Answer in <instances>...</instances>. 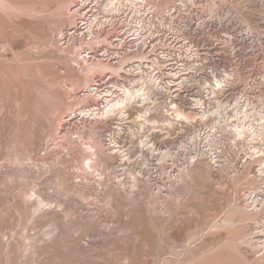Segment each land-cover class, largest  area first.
<instances>
[{
  "label": "rangeland",
  "instance_id": "374dc122",
  "mask_svg": "<svg viewBox=\"0 0 264 264\" xmlns=\"http://www.w3.org/2000/svg\"><path fill=\"white\" fill-rule=\"evenodd\" d=\"M10 1L23 6L32 4L37 6L40 11L38 14V31L33 32L19 25L22 19L24 20L25 18V21L28 20L24 17L27 15L21 14L23 18L21 15L13 17L10 15L3 16V14L9 12L10 8L0 6V96L13 97L18 91L19 94L24 95L21 98L25 102L28 112L35 111V103L38 101V96H42V99L45 100H43L45 108L40 111L43 117L41 123L39 125L30 123L29 125L30 128L34 127L39 132V146L38 150L32 153L33 159L26 158L23 162H9L6 160L7 155H9L8 150L5 148L3 151H0V181L6 179L10 183V187L6 191H0V197L8 195L13 198L16 197L15 199L17 200H22L24 198V195L22 196V186H27L28 182L32 179L38 182V166L43 162L41 156L44 153H48L51 149L53 144H50V136L52 134L54 136L57 135L55 133L57 131L55 129L57 124L60 125L59 131L61 133L59 135L61 136L68 131L74 132L75 126L78 125L80 127L82 125L81 123L84 122V119H81V116L77 115L78 109L81 107L86 108L85 105L96 100H93V97H87L84 102L79 104L80 99L78 97L73 98L72 96L66 99V102L69 104H61L58 110L51 108L49 100L46 99L48 97L44 95L43 91L39 92L38 87L42 90L46 86V83L49 84L51 82L50 78H57V82L61 81L62 85L65 84L66 71L70 72L69 69H66L68 62L66 59L39 61L37 68L39 78L34 77L32 79L30 67H34L36 62L31 61L33 59L28 53L30 52L29 50L31 52H38V48L43 49L44 47V49H53L56 44L55 40L59 39L58 34L60 30L71 22V16L69 13L58 14V18L56 10L57 5L60 4V0ZM219 1L223 5L233 9L245 21L256 18L259 14H264V0ZM66 2L68 3L67 7L71 9L72 0H65ZM9 16L11 18H8ZM60 16L61 19L65 20V23L57 25L56 20L58 21ZM55 23L57 27L54 26ZM251 26L253 27V25ZM18 41H23L24 44L26 43V46L19 48V50L13 49L12 44ZM59 43L60 41L58 42V46L61 45ZM33 46L34 48H32ZM71 50L73 49L71 48ZM73 65L76 66L75 63ZM84 65L86 64L82 63V66L79 68L81 75H84ZM17 73L22 75L21 86H15ZM91 78L92 76L89 77V79ZM14 88H16V92L13 90ZM63 99L62 102L65 101ZM70 103L72 104L70 105ZM67 107H71L76 113H71V115L66 114L68 113ZM9 110L10 108L3 109L0 113V118L9 114ZM61 117H64V121H60ZM92 121L86 119V124L83 127L84 133H82L83 138H79L77 134H74L72 135L73 141L69 139L62 140L63 146L60 145L58 150L51 155V158L46 160L47 167L51 169V172L47 175L44 182L45 189L43 192L52 193L54 197H58L64 202L66 201L68 203L66 210L72 209L75 211L74 217L77 216L76 221H87L93 218L96 219L97 223L94 226H87V230L75 232L74 230L61 228L60 223L63 218L61 214L57 215L56 220L58 226L53 231L56 232L58 228L60 231L62 229L64 232L63 236L65 234L71 235V245H75L73 248L80 249L76 251L78 261H73V254L70 255L71 259H66L62 254L56 257L58 255L55 254L56 260H51L50 264H264V259H261L264 255L263 240L261 244H248L247 242H243L247 240L251 232L257 230L256 227L258 225L257 215L254 216L253 214L247 213L242 205L246 198L250 203V199H248L249 193L245 191L246 187L251 190L261 183V180L255 181V176H252L254 174V168L257 167L256 161L245 164L244 171L240 173L239 177L228 180L225 175L215 176L208 162L206 160H199L203 174L202 179L198 180V186L193 188L189 187V181H187L175 189L176 192L174 191L173 195H166V197H161L156 202L154 201V205L147 203V198H144L147 190L145 188L146 193H144V183H142L141 189L144 195L143 198L136 201L138 212L136 215L134 213V216L126 212L127 209L132 207L126 201H121L117 207L116 205L110 206L107 203L109 200L107 192H115V187L117 186L118 178L116 175L118 174V168L115 167V159L112 161L114 162L111 165L112 167L110 166L107 169H116V171L112 170L109 175L110 179L106 178L107 180L105 179L104 185H100L96 181L99 178L96 172L91 173L90 170H87L81 174L83 177L85 196L83 197L80 193L77 194L71 189L73 188V184H78L77 182L79 181V178L74 175L77 165L74 157L83 152L84 145L82 142L86 140L89 129L96 127V130L100 131V139L103 140L106 147L116 145L112 142V135L113 130L118 132L119 129H116V122L118 123L119 121L107 116L97 123ZM124 121L119 122L122 124L121 127L119 126L120 130L117 139L119 142L116 141L120 147L133 152L142 146L140 134L136 136L129 134L128 126L131 123ZM142 131L143 129H141ZM152 131H155L158 135L157 137L160 139L166 138L165 140L170 141V138L173 137L172 140H176L175 144H178L179 138L175 135L177 132H180V129L172 128L169 135H166V130H160L159 128H153L150 132ZM5 136L6 134L0 133L1 139H5ZM22 139L24 140L26 138L23 137ZM59 140V138H56V141ZM25 142L21 141L19 144L23 145ZM176 146L179 147L181 145L178 144ZM193 148L194 146L192 145L188 149L191 151ZM262 149L264 148L254 144L252 152ZM114 150H117V147L110 151ZM255 155L258 156V154ZM188 157L185 156V158ZM254 160H258V158ZM237 165L240 166L239 164ZM164 168H166L165 165H160V169ZM107 169L105 172H107ZM57 170L67 178V184L70 187V192L65 193L67 195H64L62 192H56L49 187L51 181L56 179L55 174ZM248 171L250 172V176H252L250 178H247ZM114 172L116 174H113ZM22 173L27 174L28 182L22 186L15 185L17 183L14 179H17ZM11 179L14 182L10 181ZM88 201H92V203H88ZM53 216L52 214L46 215L47 218ZM5 218L7 222L3 221V225L11 224L17 225L18 227L22 226L23 229L27 228V234L29 235L36 234V236H40L49 229L46 224L38 225L24 220L17 221L9 216ZM128 227L131 228L129 231L126 230ZM258 230H261V228ZM6 231H0V247L6 240V236L3 235ZM9 234L10 232H8ZM20 235L19 232L14 233L13 237L16 239ZM15 239H12V241H15ZM63 243V240L56 241L54 246L48 248V250L57 248L58 251H63L65 249ZM14 252L23 260L31 255L23 250L22 247L19 250H14ZM3 255L5 254L0 249V259L3 258ZM125 257L128 259H125ZM25 264L34 263L28 262Z\"/></svg>",
  "mask_w": 264,
  "mask_h": 264
},
{
  "label": "built area",
  "instance_id": "2783aa9c",
  "mask_svg": "<svg viewBox=\"0 0 264 264\" xmlns=\"http://www.w3.org/2000/svg\"><path fill=\"white\" fill-rule=\"evenodd\" d=\"M70 15L60 42L88 63L118 67L93 78L89 87L99 96L86 108L101 111L122 89L139 90L149 116L172 121L145 126L149 134L159 128L169 135L175 127L179 144L196 130L202 150L213 146L210 139L221 140L217 153L230 170L234 161L253 160L254 144L264 148L251 132L235 138L217 124L221 113L232 128L241 116L255 132L263 130L264 14L252 27L219 0H75ZM172 138L161 139L178 145Z\"/></svg>",
  "mask_w": 264,
  "mask_h": 264
},
{
  "label": "bare ground",
  "instance_id": "6f19581e",
  "mask_svg": "<svg viewBox=\"0 0 264 264\" xmlns=\"http://www.w3.org/2000/svg\"><path fill=\"white\" fill-rule=\"evenodd\" d=\"M74 2L75 0H72V5ZM63 3H65V0H60V4L57 5V15L67 13H69L70 15L71 9L70 7H67L68 3ZM0 4V6L3 8H10L9 12L3 14V16L10 15L13 17L25 14L27 16L24 17H26L28 20L25 21V18L24 20L22 19L19 25L33 32L38 31V14L40 13V11L37 6H34L32 4L23 6L20 4L12 3L10 0H0ZM10 16L8 18H11ZM28 16H30V20ZM70 16L71 22L66 24L65 26L73 23L74 17L72 15ZM21 17L23 18L22 15ZM245 22L253 26L256 25L255 18L249 19ZM56 23L57 25H62V23H65V20L61 19L60 16V19L58 21L56 20ZM56 23L54 24V26L57 27ZM55 41L56 44L53 49H44V47L43 49L38 48V52H31V50H29L30 52L28 53V55H30V57L33 59L31 61L36 62V64H34L35 66L32 65L34 67H30V72L32 75L31 77L32 79L34 77L39 78L37 69L39 61H54L57 59H66L68 62L66 69H69L70 72L66 71V80L65 84H63L65 85V87H63L61 81L57 82V78H50L51 82L49 84L46 83V86H44L42 90H40V87H38V91H43L44 95L48 97L46 99L49 100L51 108L54 110H58L61 104H69L66 102V99L72 96L73 98L78 97L80 99L79 104L84 102L87 97H93V99H96L99 95L94 96L89 87L93 78L97 75L105 74L106 72H114L118 69V67L103 62L88 63L85 60L78 58L76 50L74 48H72L73 50H71V48L65 47L62 42H60L61 45L59 43L60 46H58L60 38L56 39ZM12 45L13 49L19 50V48H24L26 46V43L24 44L23 41H18ZM32 48H34V46ZM74 63L76 64L77 68L75 65H73ZM82 63L86 64L84 65V75H81L79 73V68L82 66ZM27 74L29 75V73ZM16 76L17 79L15 86H21L22 75L20 73H17ZM91 76L92 78L89 79V77ZM13 90L15 91L16 88H14ZM23 96L24 95L19 94L18 91L14 94L13 97L0 96V113L3 109L10 108V113L0 118V133L6 134L5 139L0 138V151H3V149L5 148L8 150L7 152L9 153V155H7L6 160H8L9 162H23V160L26 158L32 160V153L36 152L39 146V132L36 131L34 127L30 128L29 125L30 123L38 125L41 123L43 117L41 116L40 111L45 108L43 105L44 99H42V96H38V101L35 103V111L28 112L27 107L25 106V102H23L21 98ZM62 99L65 101L62 102ZM144 99V95L139 90L131 91L129 89H122L121 93H119L118 95H113L112 98L105 99V106L101 111L100 109L95 110L82 107L78 109L77 115H80L81 119H84V122L81 123L82 125L80 127L78 125L75 126L74 132L68 131L66 132V134H63V136H61L59 135L61 133L59 131L60 125L57 124L55 128L57 130L55 131L57 135L54 136V134H52V136H50V144L53 145L48 153H44L41 156L43 162L38 166V182L35 179H32L30 182H28L27 174L22 173L17 177V179L15 178L14 180L17 183L15 185L18 186H22L26 182H28L27 186H22V196L24 195V198L22 197V200H17L15 199L16 197L13 198L8 195L0 197V231L7 230L5 233H3V235L6 236V240L2 245L5 249L2 246L0 247V249H2V252H4L5 254L3 255V258L0 259V264H25L28 262L34 264H50V261H55L56 257H59L60 254H62V256L66 259H71L70 255L73 254V261H78V255L76 254V251L80 248H73V246L75 245H71V235L65 234L63 236L64 232L62 231V229L60 231L59 228L56 232L53 231L58 226L56 220L57 215L61 214L63 218L60 223L61 228H67L68 230H74L75 232L87 230V226H94L97 221L93 218L87 221H76L75 219H77V216L74 217L75 211H73L72 209L66 210L68 206V203L66 201L64 202L60 198L54 197L52 193H44L43 190L45 189L44 182L47 178V175L51 172V169L47 167L46 160L51 158V155L58 150L60 145L63 146L62 140L69 139L70 141H73L72 135L74 134H77L79 138H83L82 133H84L83 127L86 124V119H89L90 121L93 120L95 121V123H97L107 116L119 122L122 120H125L124 122H130L131 124L128 126V133L135 136L140 134L139 136L141 138L142 146L141 148H137L133 152L119 146V141L117 140L121 127V123L119 122H116V129H119L118 132H116V130H113L112 142L116 145L112 147H106V144L103 143L102 139H100V131L96 130V127L89 129L86 140L82 142V144L84 145L82 149L83 152L81 154L79 153L78 155H75L74 157L77 162L74 175L79 178V181L77 182L78 184H73V188L71 189L73 190V192L77 194L80 193L83 197L85 196V190L83 189V177L81 176V174L85 173L87 170H90L91 173L96 172V175H98L99 177L96 179V181L98 182V184L104 185L105 181L107 179H110L109 175L113 170L112 168V170H109L107 168L114 164V162L112 161L113 159H115V167L118 168V174L116 175L118 178L116 184L117 186L115 187V192H107L109 197L107 203L110 204V206L116 205L117 207L121 201H126L130 205H132V207L127 209L126 212L133 215L134 213L136 215V213L138 212V205L136 204V201L143 198L144 195L142 192L143 190L141 189L142 183L145 184H143L144 193H146L145 191L147 190L144 198H147L146 201L150 204H153L154 201L156 202L157 199L161 197H166V195H173L175 189H177L187 181H189V187H197L198 180L202 179L203 174L200 168L201 162L199 160H206L215 176L225 175L228 180L239 177L240 173L244 171V164L238 166V162L234 161L231 170L224 164L225 161H222V159L225 156L218 155L217 153V148L220 149L222 147L221 140L214 139L213 144V140L210 139V144H212L213 146L207 150H202L200 142L197 141L199 132H197L196 134V130L187 142H183L181 140L179 143V145L181 146L179 147L172 143L163 141L162 139L160 140L156 138V136H154L152 132L149 134V130H146L145 126H154L160 121L161 124H170L172 123V121L168 119L159 120L152 116H149L147 113L148 107H146ZM71 104L72 103H70V105ZM67 109L68 113L66 114L71 115V113H76V111L72 110L71 107H67ZM219 115H221V113H219ZM178 117L185 119L187 123L193 122V118L189 119L187 116H184L182 114H178ZM237 118L238 123H236L233 128L231 127V125H227L228 116L225 115L220 116L217 124H226L222 129L223 133H227V128H229V132L231 129H233L232 134L235 138L245 137L246 134H249L250 136L251 132L252 136H255V138L259 137V141L260 139L264 141V126L263 130H261V133H257L252 130L254 128L253 125L250 124V122H246L249 120L248 118L241 116H237ZM60 121H64V117H61ZM141 129H143L142 132ZM23 137H25L26 139L23 140ZM56 138H59L60 140L56 141ZM21 141L26 142L22 145L19 144ZM189 145L194 146L193 150L190 151V149H188L191 147ZM115 147H117V150L110 151ZM22 151L23 153H21ZM255 154H258V156H256ZM255 154H251L249 157L251 158V160L253 159L252 161L257 162V167L254 168V174L252 176H255V181L261 180V183H259L251 190L246 187L245 191L249 193L248 199H250V203L246 198L245 202L242 204L247 213L253 214L254 216L257 215V230L251 232L250 234L248 233L249 235L247 240L243 241L247 242L248 244H261L262 240L264 242V149L256 151ZM185 156L188 158H185ZM255 158H258V160H254ZM227 159L228 157L225 158V160ZM252 161H248V163ZM160 165H165L166 168L160 169ZM106 169L107 172H105ZM113 171H116V169ZM207 172L209 173L208 169ZM113 174L116 173L114 172ZM252 176H250V172L248 171L247 178H250ZM55 177L56 179L54 181H51V185H49V187H51L52 190H55L56 192H62L64 195H67L65 193L70 192V187L67 184V178L64 177L59 170H57ZM14 180L11 179L10 181L14 182ZM8 187H10V183L6 179L0 181V191H6ZM88 203H92V201H88ZM95 204H97V202H95ZM47 214H52L54 216L47 218ZM6 216H9L17 221L24 220L31 224H46L49 229H47L40 236H36V234L29 235L27 234V228L23 229L22 226L18 227L17 225L11 224L3 225V221L7 222V219L5 218ZM259 228H261V230H258ZM129 229L131 228L128 227L126 230L129 231ZM8 232H10L9 235ZM18 232L21 235L19 237H16L15 239L13 235L14 233ZM12 239H15V241H12ZM62 240L64 241L63 247H65L63 251H58L57 248L48 250V248L54 246L56 241ZM20 247H22L23 250L31 255H29L24 260L21 259L19 255L15 254L14 252V250H19ZM37 250L38 252H36ZM55 254L58 256L55 257ZM125 259L128 258L125 257ZM261 259H264V255Z\"/></svg>",
  "mask_w": 264,
  "mask_h": 264
}]
</instances>
